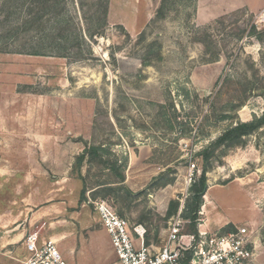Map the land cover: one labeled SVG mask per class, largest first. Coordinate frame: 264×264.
<instances>
[{"label": "rangeland", "instance_id": "obj_1", "mask_svg": "<svg viewBox=\"0 0 264 264\" xmlns=\"http://www.w3.org/2000/svg\"><path fill=\"white\" fill-rule=\"evenodd\" d=\"M42 1L0 0V264H24L33 232L54 238L68 264L118 263L90 203L98 200L160 247L177 216L165 220L169 202L179 212L189 179L200 175L197 154L239 114L264 111V0H190L158 20L160 0H108L105 21V0H50L56 9ZM58 22L63 34L54 36ZM251 25L257 37L246 36ZM87 28L99 35L88 41ZM71 32L81 38L58 47ZM92 145L125 161V182L85 162L87 201L79 205L72 168ZM207 167L213 183L249 175L264 191V127L241 147L216 150ZM237 193L230 185L208 198L242 224L252 199ZM256 205L263 221L264 197ZM251 230L254 262L264 264V226ZM189 233L182 220L179 235Z\"/></svg>", "mask_w": 264, "mask_h": 264}, {"label": "built area", "instance_id": "obj_2", "mask_svg": "<svg viewBox=\"0 0 264 264\" xmlns=\"http://www.w3.org/2000/svg\"><path fill=\"white\" fill-rule=\"evenodd\" d=\"M264 19V10L262 12ZM190 164L189 171L194 172ZM189 181H192L191 178ZM101 227L110 239L118 264H255L253 231L247 227L234 228L221 234L201 233L179 235L181 209L170 225L160 247L146 244L143 226L130 227L102 200L90 202ZM24 264H68L52 238L38 232L28 234L23 241Z\"/></svg>", "mask_w": 264, "mask_h": 264}, {"label": "trees", "instance_id": "obj_3", "mask_svg": "<svg viewBox=\"0 0 264 264\" xmlns=\"http://www.w3.org/2000/svg\"><path fill=\"white\" fill-rule=\"evenodd\" d=\"M190 0H160V3L156 9L155 12V19H162L165 17L166 13L175 7L182 6L189 2ZM42 5L44 7H47L49 9H56L58 8L59 4L57 1L51 2L50 0H43ZM52 3V4H51ZM108 13V0H105L104 6H103V19L106 20ZM223 20V19H222ZM219 20L215 22V25L223 24V21ZM24 24V23H23ZM26 24V22H25ZM67 22H65V25ZM59 22L56 27L52 30L55 35H62V31H60ZM89 27V26H88ZM90 28V27H89ZM56 32V33H55ZM245 31H241L237 34V39H241L244 36ZM99 35V32H91L90 29L87 28V36L86 39L90 41V39H93L94 37H97ZM257 28L255 25L250 26V30H248V33L246 36L249 37H257ZM142 36V34L140 35ZM81 38V36H80ZM77 37V34L71 32L68 34L65 39L63 40H56L59 41L57 46L60 47L61 44L59 43H65L73 45L77 39H80ZM142 38V37H141ZM155 46H157V43L155 42ZM143 65H148V61L143 60ZM227 116L223 115L220 116V119H226ZM264 127V111L260 116H253L252 119L248 122H239L238 120L230 125L227 129H225L217 138H215L213 141L209 143L207 147H205L203 150H201L197 155L201 159V171L200 175L197 179H193L192 183L188 189V197L186 198L185 204L183 208L181 209L180 218L184 221H187L190 226V233L192 235H197V229L196 225L199 219V212L200 208L203 204V196L205 195L206 191V182H207V173L209 171V168L207 167L208 161L211 159L213 154L216 150L219 148H231V147H241L243 144V141L246 137H249L253 134H255L257 131L262 129ZM105 156H111L112 158H106ZM85 162H97L99 164H102L106 167V170L109 171L116 179L117 182L113 183L118 186H122L125 182V176H124V169L126 166L125 161L118 160L114 157V155H111L109 151L103 147V146H89L86 147L83 152L78 155L74 161L72 171L73 173L77 174V180L81 182L82 188L80 190L79 200L78 204L80 205L83 202L87 201V197L85 194L87 193V184L85 181V178L81 175L80 170L82 167V164ZM113 184H107V183H98L95 188H110ZM93 188V189H95ZM124 189L125 193L131 194L130 190L127 188H121ZM179 209V203L176 201H170L168 205V210L166 213L165 220L175 216ZM234 230L233 226H227L223 230L220 231L221 234L228 233ZM158 231L156 232L155 236H157ZM146 244H148L147 235L145 237Z\"/></svg>", "mask_w": 264, "mask_h": 264}, {"label": "crops", "instance_id": "obj_4", "mask_svg": "<svg viewBox=\"0 0 264 264\" xmlns=\"http://www.w3.org/2000/svg\"><path fill=\"white\" fill-rule=\"evenodd\" d=\"M110 9H109V17L111 14ZM251 119L252 118L242 119L241 115L240 114L238 115L239 122H248ZM239 169L240 168H231L230 173L234 174L235 172L239 171ZM206 177H207L206 191L204 193L205 195L203 196V204L199 212L200 217L196 225L197 233L198 232L217 233L223 230L225 227L230 226V225L233 226L234 228L247 227L249 229L254 228V227H259L260 225L264 226V220L262 221L260 218H256V215L258 213L256 201L263 200L264 191L258 190L254 186L249 185V182L251 181V178L249 175L234 177L233 179L228 180L227 182H224L223 184L213 183L214 181L209 180L208 175H206ZM230 185H234L237 188L238 190L237 194H247L249 198L252 199L251 201H252V206H253L252 207L253 215L251 219L245 221L242 224H236L234 223V221H232L230 218H228L224 214L218 213L219 204L216 201H213L210 197L208 198V200H205V196L208 197V194H211V192L214 191L215 189L224 190L225 187L230 186ZM52 239L54 240V238ZM253 241L255 244L254 252H256V249L258 247L257 242L254 238H253ZM255 260H256V257L254 261ZM113 264H118V263L113 262Z\"/></svg>", "mask_w": 264, "mask_h": 264}, {"label": "bare ground", "instance_id": "obj_5", "mask_svg": "<svg viewBox=\"0 0 264 264\" xmlns=\"http://www.w3.org/2000/svg\"><path fill=\"white\" fill-rule=\"evenodd\" d=\"M205 200H208V197L207 196H205Z\"/></svg>", "mask_w": 264, "mask_h": 264}]
</instances>
